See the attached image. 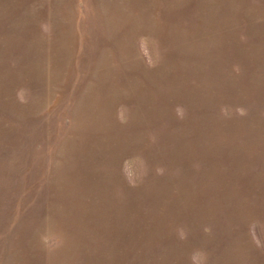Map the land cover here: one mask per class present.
I'll return each instance as SVG.
<instances>
[{
  "label": "rangeland",
  "instance_id": "374dc122",
  "mask_svg": "<svg viewBox=\"0 0 264 264\" xmlns=\"http://www.w3.org/2000/svg\"><path fill=\"white\" fill-rule=\"evenodd\" d=\"M0 264H264V0H0Z\"/></svg>",
  "mask_w": 264,
  "mask_h": 264
}]
</instances>
